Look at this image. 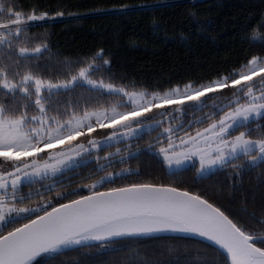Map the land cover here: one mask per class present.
Here are the masks:
<instances>
[{
	"label": "snow or ice",
	"instance_id": "obj_1",
	"mask_svg": "<svg viewBox=\"0 0 264 264\" xmlns=\"http://www.w3.org/2000/svg\"><path fill=\"white\" fill-rule=\"evenodd\" d=\"M66 7L0 0V264H264V14L242 36L258 51L163 86L114 72L102 47L55 50L54 22L86 14ZM136 8L157 10H90ZM145 154L227 182L132 179Z\"/></svg>",
	"mask_w": 264,
	"mask_h": 264
},
{
	"label": "trees",
	"instance_id": "obj_2",
	"mask_svg": "<svg viewBox=\"0 0 264 264\" xmlns=\"http://www.w3.org/2000/svg\"><path fill=\"white\" fill-rule=\"evenodd\" d=\"M26 8L33 5L53 6L58 0H21ZM67 11L86 13L80 18L57 20L49 29L50 42L65 55L76 57L104 48L113 61V71L146 82L167 86V81L186 77L208 76L258 51L242 41L244 30L264 14L261 0H195L197 15H190V0H61ZM149 4L157 10L136 8L127 15L117 12H94L97 6L112 3ZM153 17L166 28L153 29ZM143 148L145 145L140 143ZM131 167H139L142 175L132 179H155L157 182L180 184L200 189H212L217 181L227 182L223 174L211 176L203 182L193 180V173L184 179L171 177L159 161L145 154L133 160ZM248 186L247 179L245 180ZM226 203V201H221ZM253 207V205H249ZM168 243H176L169 240ZM153 241H141L151 246ZM196 258L195 248L188 250ZM183 251L181 255H183ZM72 254H68L71 264Z\"/></svg>",
	"mask_w": 264,
	"mask_h": 264
},
{
	"label": "flooded vegetation",
	"instance_id": "obj_3",
	"mask_svg": "<svg viewBox=\"0 0 264 264\" xmlns=\"http://www.w3.org/2000/svg\"><path fill=\"white\" fill-rule=\"evenodd\" d=\"M145 140H147V137L145 138ZM140 143H142V144L145 145V141H140ZM188 173H189V174H192L191 171H188ZM185 175H186V173H185L182 177H179V178L184 179Z\"/></svg>",
	"mask_w": 264,
	"mask_h": 264
},
{
	"label": "water",
	"instance_id": "obj_4",
	"mask_svg": "<svg viewBox=\"0 0 264 264\" xmlns=\"http://www.w3.org/2000/svg\"><path fill=\"white\" fill-rule=\"evenodd\" d=\"M165 235H168V234H165Z\"/></svg>",
	"mask_w": 264,
	"mask_h": 264
}]
</instances>
